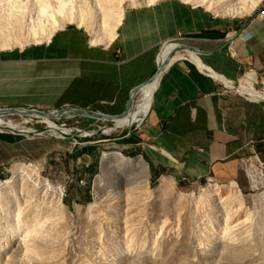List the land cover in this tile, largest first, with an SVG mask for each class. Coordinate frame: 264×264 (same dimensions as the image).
<instances>
[{
    "label": "crops",
    "instance_id": "obj_1",
    "mask_svg": "<svg viewBox=\"0 0 264 264\" xmlns=\"http://www.w3.org/2000/svg\"><path fill=\"white\" fill-rule=\"evenodd\" d=\"M229 29L247 33L235 41L234 56L223 40ZM178 35L185 56L162 70L129 139L154 175L243 183L241 160L264 158V98L246 99L236 86L244 75L264 83V15L218 17L182 0H158L126 8L108 44L91 43L78 26L62 27L47 42L0 49V108L120 115L156 72L160 47ZM34 140L0 133V165L38 158L45 151L30 149Z\"/></svg>",
    "mask_w": 264,
    "mask_h": 264
},
{
    "label": "bare ground",
    "instance_id": "obj_2",
    "mask_svg": "<svg viewBox=\"0 0 264 264\" xmlns=\"http://www.w3.org/2000/svg\"><path fill=\"white\" fill-rule=\"evenodd\" d=\"M126 1L133 3L134 0H0V49H12L16 45L23 48L30 43L47 42L65 22L83 25L90 34L91 43L108 44L116 34V28L123 16V4ZM190 1L202 4L214 14L242 16L250 14L261 0ZM175 47L176 44H167L159 53L157 61L162 65L160 71L174 58L178 59L184 55L177 51L171 55ZM159 75L152 76L132 94V101L136 98L137 102L135 108L132 111L129 108L126 115L116 118V127L132 125L145 116ZM240 90L247 92L254 99L264 98L262 93L255 92L251 84L241 86ZM71 113L72 111L68 110L63 114L66 116ZM40 119L51 132L59 130L50 118L40 116ZM11 124L5 122L0 114V126ZM101 166L108 169L112 182L127 178L131 172L138 174V180H141L144 186L148 184L147 165L141 157L127 158L120 153L107 152L102 155ZM9 171L10 177L0 180V264H82L78 262L79 240L75 227L69 230L67 235L60 230L63 236L52 239L48 228L55 227V224H43L42 221H38V213L41 211L46 213L47 209L52 212L63 210L58 187L40 176L35 167H29L24 163H14ZM260 172L252 164L248 165L247 175L251 179L253 189L264 186V178ZM155 190L167 192L175 202L193 210L201 206L208 207L211 211L214 209V217L223 221L224 228H228L230 224H234L235 227L239 223V238L234 240L231 237H223L214 246H209L211 254L221 255L225 250L239 251V264H264V192L257 198L260 209L253 208V211H250L235 184L214 185L195 195L176 192L171 181L163 180ZM124 207L127 208V202ZM237 207L239 214L230 216L231 212L238 210L235 209ZM117 209H122V206ZM238 215L239 218H236ZM195 227L197 231V226ZM128 232L127 223L119 222L118 235L123 236ZM102 233L112 240H120L116 238V233L112 229L106 228ZM98 240L100 243V239ZM52 243L60 244L61 251L56 260L50 263L46 260L48 256L46 248ZM184 245L190 246L201 260L205 258L207 248L200 243L196 234L187 239L186 235L179 231V224L175 230L167 229L152 239L148 252L145 250L146 246L142 245L120 250L110 258H103L99 252L89 256L95 258V263L100 264H124L131 261L135 263L143 259H155L154 256L163 246L174 248Z\"/></svg>",
    "mask_w": 264,
    "mask_h": 264
},
{
    "label": "rangeland",
    "instance_id": "obj_3",
    "mask_svg": "<svg viewBox=\"0 0 264 264\" xmlns=\"http://www.w3.org/2000/svg\"><path fill=\"white\" fill-rule=\"evenodd\" d=\"M156 1L158 0L152 2L149 0H134L133 3L126 1L123 8L125 10L132 6L150 5ZM182 1L189 6L201 7L212 16L218 17L247 18L258 12L253 10L250 14L242 16L214 14L202 4L193 3L190 0ZM263 1L261 0L256 7L260 6ZM65 26L78 25L65 22L63 27ZM78 27L84 29L90 36L83 25ZM15 47L18 48L17 45ZM163 47L164 45L158 50L157 58ZM156 62L154 72L161 67V63ZM133 101L130 111L135 108L137 103L136 98ZM64 108L66 107L39 109L53 113ZM3 119L5 122L12 123V126H0V133H13L21 138L66 141L70 145V148L67 149L60 146L50 148L38 158L17 157L6 164H1L0 180L10 177L9 170L14 163H24L29 167H35V171L40 176L47 178L51 185L58 187L61 193L60 200L64 207L63 210L52 212L47 209L46 213L41 211L38 213V221H42L43 224H55V227L48 228L52 239L63 236L60 230L66 232L65 235H67L69 230L73 227L76 228L79 240L77 250L79 263L100 264L95 263V258L89 256L94 252H99V255L103 258H110L120 250L129 247L133 249L142 245L146 246L145 250L148 252L152 239L156 238L159 233L163 234L167 229L173 228L175 230L176 225L179 224V231L185 234L187 239L189 236L193 237L196 234L200 243L207 248L204 259L201 260L190 246L184 245L174 248L163 246L154 256L155 259H143L139 262L133 263L134 261H131L124 264H239V251L225 250L224 255L216 253H213V255L210 251V247L214 246L223 237L238 239L239 223L235 227L234 224H230L228 228H224L223 221L214 217V209L211 211L208 207L201 206L197 210H193L175 202L167 192H157L155 189L163 180H167L173 183L176 192L199 195L204 189L214 185L227 186L235 184L250 211H253V208L258 210L261 206L258 205L257 198L264 192V186L258 189L252 188L251 179L247 175V168L248 165L252 164L256 170L261 171L260 173L264 178V158H243L241 160L243 183L239 184L233 181L218 182L213 178L203 180L182 178L175 180L168 174L154 175L149 164L143 158L141 149L133 145L131 139H129V134L137 128L136 124L138 122L116 127L115 122L97 118L88 120L85 117L74 116L51 119L59 128V130L51 132L46 123L33 116L15 114L3 116ZM107 152L120 153L127 158L141 157L147 165V186H144L141 180H138L137 173L133 174L131 172L127 178L112 182L109 178L108 169L101 166L102 155ZM113 190L116 192H111ZM127 195L128 198H126ZM126 202L127 208L124 207ZM119 206H122V209H117ZM233 214H239V209L231 212L230 216ZM236 218H239V215ZM122 221L127 223L129 232L120 236L117 233L118 223ZM106 228L114 230L116 238L118 237L120 240H112L103 234L102 231ZM98 239H100V243ZM60 247V244L52 243L51 246L46 248L47 262L52 263L56 260L58 253L61 251ZM53 249H56V251L53 252ZM145 255L149 254L145 253Z\"/></svg>",
    "mask_w": 264,
    "mask_h": 264
},
{
    "label": "water",
    "instance_id": "obj_4",
    "mask_svg": "<svg viewBox=\"0 0 264 264\" xmlns=\"http://www.w3.org/2000/svg\"><path fill=\"white\" fill-rule=\"evenodd\" d=\"M185 47L186 46H184L182 44H176V47L172 51L171 55H173L176 51L183 50ZM160 68H158L156 70V72L154 73L153 77H155V76H157V75H159L161 73L162 70L160 71ZM147 82H145L144 84H146ZM137 90H138V87L135 88L133 90V92L131 93L130 98H129V102H128L127 107H126V110L122 114L117 115V116L106 115V114L98 113V112H89V111H86V110H80V109L72 108V107H67L66 109H62L60 111H55V112H53L55 115H53L50 112L42 111L39 108H33V107L0 108V114H1L2 117L6 116V115L19 114V115L33 116V117H36V118H40V116H45V117L50 118V119H60V118L81 116V117H85V118H97V119H102V120H105V121L115 122L116 118H120V117H122V116L127 114V111L130 108V105H131V102H132V94L135 93ZM68 110L72 111V113L71 114H66V116H65L63 113L65 111H68ZM24 111H27L28 114L25 113ZM51 114H52V116H51Z\"/></svg>",
    "mask_w": 264,
    "mask_h": 264
},
{
    "label": "built area",
    "instance_id": "obj_5",
    "mask_svg": "<svg viewBox=\"0 0 264 264\" xmlns=\"http://www.w3.org/2000/svg\"><path fill=\"white\" fill-rule=\"evenodd\" d=\"M254 11H258L257 14L259 15H264V1L260 4V6L256 7L254 9ZM247 38V33L244 30L238 31L236 29H229L227 31L224 32L223 35V40L225 42V47H226V51L230 56H234V46H235V41L236 40H245ZM182 39L181 35L176 36V38H174L173 40H170L169 42L164 43L163 45H167V44H179L178 41H180ZM249 83H251V86H253V88L255 89L256 93H264V83H257L256 80L253 79L252 76H242L240 78V80L237 83V90L239 92L241 89V85L246 86ZM243 97L246 99H252V100H262V99H254L252 98L247 92H241ZM67 108V107H66ZM64 108V109H66ZM50 111V110H49ZM141 118L139 121H137L138 123L136 124V127H139L141 125L142 122Z\"/></svg>",
    "mask_w": 264,
    "mask_h": 264
},
{
    "label": "trees",
    "instance_id": "obj_6",
    "mask_svg": "<svg viewBox=\"0 0 264 264\" xmlns=\"http://www.w3.org/2000/svg\"><path fill=\"white\" fill-rule=\"evenodd\" d=\"M86 119H90V118H86ZM36 140H34L33 142H30V149L32 146H34L37 149L38 153H42L43 151H46L50 148H53L55 146H60L63 148H70V145L68 144V142L66 141H54V140H44V139H39V138H35Z\"/></svg>",
    "mask_w": 264,
    "mask_h": 264
}]
</instances>
